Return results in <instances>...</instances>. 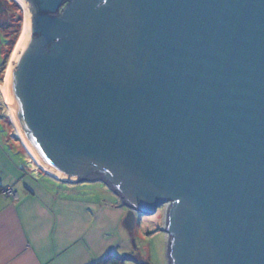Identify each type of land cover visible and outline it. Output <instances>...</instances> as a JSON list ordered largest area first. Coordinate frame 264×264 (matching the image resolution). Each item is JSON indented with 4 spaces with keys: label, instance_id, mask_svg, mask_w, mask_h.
<instances>
[{
    "label": "water",
    "instance_id": "water-1",
    "mask_svg": "<svg viewBox=\"0 0 264 264\" xmlns=\"http://www.w3.org/2000/svg\"><path fill=\"white\" fill-rule=\"evenodd\" d=\"M18 1L6 85L41 162L168 204L169 264H264V0Z\"/></svg>",
    "mask_w": 264,
    "mask_h": 264
},
{
    "label": "crops",
    "instance_id": "crops-1",
    "mask_svg": "<svg viewBox=\"0 0 264 264\" xmlns=\"http://www.w3.org/2000/svg\"><path fill=\"white\" fill-rule=\"evenodd\" d=\"M6 128L0 129V189L17 198L0 194V264H96L130 255L129 207L121 197L97 178L84 182L103 183L112 195L51 177Z\"/></svg>",
    "mask_w": 264,
    "mask_h": 264
},
{
    "label": "rangeland",
    "instance_id": "rangeland-1",
    "mask_svg": "<svg viewBox=\"0 0 264 264\" xmlns=\"http://www.w3.org/2000/svg\"><path fill=\"white\" fill-rule=\"evenodd\" d=\"M5 5L6 13L3 12L0 14V26L6 25L4 32H2L0 28V86H4L6 83V77L16 54L17 43L23 35L22 32L26 13L23 5L18 1L13 2L11 0H6ZM6 36L7 38L5 41L4 37ZM0 115L5 122L0 121V129H3V127L5 129L7 127L10 131L15 133L16 137L19 139L18 132H16L17 130L9 116L8 106L1 92ZM85 184L88 186L91 185L90 183L85 182L77 185ZM92 184L93 185L91 186H94L95 188L105 189L107 197L112 195V191L109 190L110 188L108 189L105 187L103 183ZM111 199L116 201L117 197L113 195ZM167 209L168 204H165L164 206L158 207L155 213L151 215H141L129 208V211L127 212V227L130 229V255L135 256V258L148 264H169V237L166 231L162 230L165 228L166 224ZM123 264L136 263L133 260H125Z\"/></svg>",
    "mask_w": 264,
    "mask_h": 264
},
{
    "label": "bare ground",
    "instance_id": "bare-ground-1",
    "mask_svg": "<svg viewBox=\"0 0 264 264\" xmlns=\"http://www.w3.org/2000/svg\"><path fill=\"white\" fill-rule=\"evenodd\" d=\"M18 1V0H17ZM19 2V1H18ZM20 3V2H19ZM21 4V3H20ZM25 30H26V13H25V23H24V26H23V35L20 37L21 39L24 38V35H25ZM19 47V46H18ZM8 82V75L6 77V83L4 86H0V92L1 94L3 95L4 97V100L8 106V110H9V116L12 120V123L14 124V127L16 128L17 132H18V135L19 137L22 139V142L24 143V146L27 150V152L29 153V155L32 157V159L37 163V165L44 171H46L47 173L57 177V178H61L59 175H54V173H52V171H50L42 162L41 160L38 158V156L35 154V152L31 149V147L27 144V142L25 141L20 129H19V126L17 124V121L13 115V111H12V108H11V105H10V100H9V94H8V86L6 85Z\"/></svg>",
    "mask_w": 264,
    "mask_h": 264
},
{
    "label": "trees",
    "instance_id": "trees-1",
    "mask_svg": "<svg viewBox=\"0 0 264 264\" xmlns=\"http://www.w3.org/2000/svg\"><path fill=\"white\" fill-rule=\"evenodd\" d=\"M1 1H2V0H1ZM7 1H8V0H7ZM11 1L15 2L14 0H11ZM2 2H3V6H4V13H6V5H5L6 0H3ZM1 25H2V24H1ZM5 26H6V25H4V26H0L2 32H4V30H5ZM4 38H5V41H6L7 36L4 37ZM18 140H19V139H18ZM125 260H133V261H135L137 264H148V263H146V262L139 261V260H137L136 258L131 257V256L119 257V256H113V255L108 256V257L102 259L100 262H98V263H96V264H122Z\"/></svg>",
    "mask_w": 264,
    "mask_h": 264
},
{
    "label": "built area",
    "instance_id": "built-area-1",
    "mask_svg": "<svg viewBox=\"0 0 264 264\" xmlns=\"http://www.w3.org/2000/svg\"><path fill=\"white\" fill-rule=\"evenodd\" d=\"M0 194H3V195H10L11 197H13L14 199L17 198V193L15 191H13L12 189L10 188H3V189H0Z\"/></svg>",
    "mask_w": 264,
    "mask_h": 264
}]
</instances>
